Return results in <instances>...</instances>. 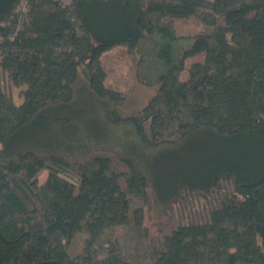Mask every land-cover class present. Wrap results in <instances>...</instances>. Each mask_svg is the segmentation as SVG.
I'll return each mask as SVG.
<instances>
[{
	"label": "trees",
	"instance_id": "trees-1",
	"mask_svg": "<svg viewBox=\"0 0 264 264\" xmlns=\"http://www.w3.org/2000/svg\"><path fill=\"white\" fill-rule=\"evenodd\" d=\"M68 1L0 0V264H264V0Z\"/></svg>",
	"mask_w": 264,
	"mask_h": 264
},
{
	"label": "rangeland",
	"instance_id": "rangeland-1",
	"mask_svg": "<svg viewBox=\"0 0 264 264\" xmlns=\"http://www.w3.org/2000/svg\"><path fill=\"white\" fill-rule=\"evenodd\" d=\"M64 2L69 4L68 0H64ZM21 11L25 12V5L22 6ZM199 28V26L190 21H182L178 25L179 31L182 32H196ZM137 59L138 56L130 54L124 46L114 48L103 56V64L108 73L107 84L127 97L130 108L141 107L152 95L150 89L137 82L135 71ZM0 86L12 96L15 104L20 105L23 103L22 94L25 89L14 86L9 76L1 71ZM47 176L48 173L44 172L40 176V183H43ZM216 201L217 195L214 193L207 197L189 195L180 205L175 207L176 220L184 224L192 221H205L208 211L213 208Z\"/></svg>",
	"mask_w": 264,
	"mask_h": 264
}]
</instances>
